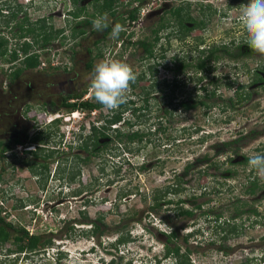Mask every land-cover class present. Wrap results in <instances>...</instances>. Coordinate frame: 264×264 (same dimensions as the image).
Segmentation results:
<instances>
[{
	"label": "rangeland",
	"instance_id": "1",
	"mask_svg": "<svg viewBox=\"0 0 264 264\" xmlns=\"http://www.w3.org/2000/svg\"><path fill=\"white\" fill-rule=\"evenodd\" d=\"M91 1L0 0L5 10L0 11V36L8 40V48L31 42V51L39 52L41 59L59 62L58 67L26 70L10 83L9 74L20 60L8 63L0 58V140L9 142L7 150H11L0 158V216L12 225L15 237L26 230L52 239L39 252L19 253L13 237L0 245V264H171L170 258H164L171 229L179 234L178 244L193 249L191 264H264V180L248 161L242 163L245 157L264 155V88L251 80L264 56L245 43L238 22L247 0H148L136 21L129 14L141 0H122L116 16L103 17L111 27L120 24L123 31L113 39L111 29L98 43L103 30L85 23L89 18L85 15L75 20L70 14L81 5L91 13ZM6 4L15 7L16 17H11ZM179 6L204 19L206 29H183L188 36H182L171 12ZM163 19L171 27L159 32L149 56L139 40L154 41V30ZM22 22L38 35L20 37ZM81 28L85 35L74 37ZM43 31L52 35L45 46L39 35ZM213 43L230 44L231 55L238 56L222 55L213 63L211 76L217 71L216 93L222 98H210L211 107L184 109L177 104L188 96L205 98L201 85L209 77L198 81L200 72L193 67L199 62V49ZM22 54L20 49V58ZM105 56L124 60L136 74L127 108L66 109L61 104L64 94L86 90L82 99H93L92 69ZM182 63L190 66L178 74L173 93L172 68ZM143 72L146 79L139 80ZM208 89L213 90L211 85ZM237 89L250 92V98L225 106L223 101L229 102ZM121 110L124 120L107 123L108 137H102L95 150L81 148L93 125H104ZM115 128L124 135L118 137ZM133 132L140 136L130 140L127 134ZM36 133L45 140L46 144L40 143L43 154L52 153L40 180L27 166L31 157L26 151L39 148L29 141ZM15 137L20 143L14 142ZM188 164L192 166L186 169ZM255 177L256 193H248ZM177 182L182 185L180 193L168 195L174 203L155 207L154 194ZM180 198L186 200V208H194V202L202 207L194 209L192 217H177ZM238 201L244 212L233 218ZM253 208L259 215L250 211ZM99 217L108 226L100 240L89 235L92 224L86 223ZM226 219L238 223L241 234L224 242ZM117 230L129 235L130 241L116 247ZM189 233L193 234L185 242ZM222 244L229 253L219 250Z\"/></svg>",
	"mask_w": 264,
	"mask_h": 264
},
{
	"label": "trees",
	"instance_id": "2",
	"mask_svg": "<svg viewBox=\"0 0 264 264\" xmlns=\"http://www.w3.org/2000/svg\"><path fill=\"white\" fill-rule=\"evenodd\" d=\"M148 0H141V4L139 5V14L140 11L142 9V4L147 3ZM73 2L75 4L79 3L80 0H73ZM122 4L121 0H94V2H92V4H90V6L92 7V12L89 13L87 10V5H81L78 8L77 12H74L75 17H79L80 15H83V13H86V15L89 17L88 19H86L84 22L87 24L92 23V21L94 19H96L97 17H103L106 14H110L111 16H116L118 11H117V7ZM184 7L179 6L176 7L175 9L172 10V12H174L176 14V25L178 27V31L179 33H181L182 36L185 35V33H183V29H187V22L188 21H193L195 22V26L197 27H201L203 28L205 26V22L204 21H196L197 19L193 18L191 15H189L188 13L185 14L184 11ZM18 14V11L14 13V16L16 17ZM185 14V15H184ZM129 18L131 20H136L138 19V10L137 8L133 11L130 12ZM166 20H162L158 26V28H156L154 30L155 33V38L154 41H145V40H139V44H141L142 46L145 47V51L148 53L149 56H153L154 54V45L155 43L160 39V35L159 32L162 31L164 28L169 27V24H166L165 22ZM108 27L103 29V33L102 36L97 40V43L102 41V39H104L106 37V35H108V33L110 32V30L112 29V27L110 26L109 23ZM194 26V27H195ZM19 28H20V33L19 36L20 37H26L29 34H34V36L38 35L35 33L36 29L28 26L26 27L25 23H20L19 24ZM41 29H44V26L41 27ZM181 31V32H180ZM86 30L81 28L78 30L77 33H74V37L78 36H82L85 35ZM39 35H42V46L47 45V43L51 40L52 35L50 33H46V32H40ZM181 37V36H180ZM36 42L38 41L37 38ZM33 47V44H31V42H23L21 45L13 48V49H9L8 48V40L4 37L0 36V58L8 63H13L16 61L20 60V65L15 67L14 70H12L9 74V81L10 83L16 81L24 71L26 70H31L34 68H37L40 66V62H41V56L39 54V52L36 51H31V48ZM20 49L22 50V58L19 57V51ZM214 50H218V47H214ZM213 50V51H214ZM222 53L223 56H226V54L229 53V48L227 45H223L222 46ZM215 55V59H218V55L216 54V52L214 54H212V56ZM187 65L189 64H185L182 63L180 66V69H185L187 67ZM89 66H91V63L89 64ZM206 66V60L204 59H199V62L196 64V68L200 69ZM264 67V66H263ZM158 71V70H156ZM154 73V71H153ZM154 76V74H153ZM255 77L256 80H263V77L259 74V73H255ZM140 79H146V74L145 72H143L140 76H139V80ZM154 81V80H153ZM137 84H133V86H136ZM176 86H178L176 84ZM227 86H231V83H229ZM206 89V88H204ZM86 90H82L81 92H74V93H68V94H64L62 96V102L61 104L68 109L69 111L73 112L77 109H87V110H95V109H102L103 106L101 104H99L98 102L95 101V99H91V100H83L82 98L84 97V95H86ZM216 94V91H213L212 94L210 96H214ZM250 92H243V91H237L236 92V97L235 98H230L229 102H226L225 106L231 105V107H234L236 105V103H239L243 100H246L248 98H250ZM93 96V95H92ZM133 103V101H131ZM199 105L204 104L206 107H209V104L207 101L203 100L200 101L198 103ZM197 102L195 103H185L182 102L180 105L183 106L184 109H191L196 107ZM120 106H125L127 108V106L125 105V103H123ZM229 107V106H228ZM30 108V107H29ZM122 113H124V111H119L117 113H114L111 117L107 118L105 120V124L97 127L95 125L92 126L91 128V134L88 137V139L85 140L84 144L81 145V148L90 151V146L94 147V150L96 149V147L100 144V139L102 137H108V132L107 129L109 126H107L108 124H116L118 122H121L123 119L122 117ZM59 120H56V122H58ZM117 131V136H122L124 135L121 130H119L118 128H115ZM118 129V130H117ZM140 136L139 132H133L130 134H127V137L130 140H134L136 138H138ZM14 142L16 143H20L21 139L19 137H15ZM31 143H36L38 144L39 148L38 150L41 149L40 143H45V140L43 141L42 136H40V134H36L33 137L30 138L29 140ZM238 140H235L234 142H237ZM46 144V143H45ZM225 145H229V142H225ZM9 142H4L3 140H0V150H7L10 146ZM52 155V153H46L45 157H50ZM87 159H85V161H87ZM248 158L245 157L244 161L242 163H247ZM46 169L49 166V163L47 162V164H45ZM190 166H192L191 164H188L186 166V169H188ZM31 169H34V165H31ZM181 180V178H180ZM252 185L249 186V188H247V192L248 193H252L255 194L258 184H257V178L255 177V179L251 182ZM181 187L182 185L180 184V182H177L176 184H172V185H168L166 186V188H164V192L162 194H154V205L155 207H159L161 208L163 205H171L174 203V200L172 198H168L169 194H176V193H180L179 191H181ZM186 202L185 199L180 198L177 200L178 207L176 208V214L177 217H183V218H189L194 216V209L197 208H201L202 204L201 203H197L194 202L195 207L194 208H186L183 206V203ZM244 205V204H243ZM239 204V201L237 203V205L235 206V211H236V216H234L233 218L238 217L239 215H241L244 210H242V206ZM154 207V209H156ZM252 213L259 215V211L257 208H253L252 210H250ZM220 217V215H217L216 218L218 219ZM103 219L101 217H99L98 219L95 220H91V222H86V223H91L92 227L91 230H89V235L96 237L98 240H100L102 238V236H104L107 232H108V226H106V224L102 221ZM0 222L3 223L0 226V245L6 244L8 241L11 240V233L10 231L7 230L6 226L4 225L6 222H4L3 218L0 216ZM85 223V222H84ZM224 232L225 234H223L221 240H223L224 242L233 235H239L241 234V228L240 225L230 219H226L224 221ZM113 231V230H112ZM120 230H117L116 232H118V236L115 239V243L114 245L116 247L120 246L121 244H124L128 241H130V236L129 235H125L124 233H120ZM193 233H189L188 235H186L184 237V241L187 242L188 238L190 235H192ZM178 232L175 229H171L170 232H168L167 234V242L164 244V258H170L172 260L171 264H191V260H190V255L193 252V249L190 248V246L188 245H183V244H178L176 239L178 238ZM15 239L17 240V250L19 253H30V252H39L43 249H45L46 246H50L52 244V239L50 238H44L43 236L37 235V234H29L28 231L23 230V233H20V235H16ZM23 240H27V242L24 244ZM171 243L173 245H171ZM219 250H222L224 253H229V247L226 245H220ZM264 259V254L263 257ZM243 264H250L248 262H244Z\"/></svg>",
	"mask_w": 264,
	"mask_h": 264
},
{
	"label": "clouds",
	"instance_id": "3",
	"mask_svg": "<svg viewBox=\"0 0 264 264\" xmlns=\"http://www.w3.org/2000/svg\"><path fill=\"white\" fill-rule=\"evenodd\" d=\"M106 21L107 17H97L92 21L94 29L102 31L107 28ZM238 22L246 34L245 43L253 53L264 56V0H247L243 3ZM122 31L120 24H114L111 38L118 39ZM214 75L217 76V71ZM135 80L136 74L131 65L122 59L105 56L93 66L89 87L96 102L105 109L116 110L126 102ZM248 165L264 180V155L248 156Z\"/></svg>",
	"mask_w": 264,
	"mask_h": 264
},
{
	"label": "flooded vegetation",
	"instance_id": "4",
	"mask_svg": "<svg viewBox=\"0 0 264 264\" xmlns=\"http://www.w3.org/2000/svg\"><path fill=\"white\" fill-rule=\"evenodd\" d=\"M15 1V0H14ZM26 1H28V0H26ZM92 2H94V0H92L91 1V3L90 4H92ZM121 2H122V0H121ZM89 4V5H90ZM191 4H188V7L190 6ZM5 7H9V10H8V13H10V15H11V17L12 18H14L15 16H14V13L15 12H17V10H15V7L14 6H10L9 4H6L5 5ZM119 7V6H118ZM117 7V8H118ZM137 8V10H138V14H139V4L133 9V10H135ZM176 8V7H175ZM174 8V9H175ZM13 11H12V10ZM185 10V12H186V10H188L186 7L184 8ZM11 10V11H10ZM132 10V11H133ZM173 10V9H172ZM172 10H171V12H172ZM0 11H5V10H3V8H0ZM7 11V10H6ZM10 11V12H9ZM78 11V9L77 10H73V11H71L70 12V14L72 15V17L76 20V19H78V18H80V17H82V16H84L85 15V17H88L86 14H84L83 13V15H80L79 17H75V15H74V12H77ZM173 13V12H172ZM186 13H188L189 15H191L190 14V11H187ZM130 15V14H129ZM192 16V15H191ZM193 18H195V19H197L196 21H198V22H200V21H204L205 22V26L203 27V28H201V27H197V26H195V22H193V21H188L187 22V29H191V28H194V26L195 27H197V28H200V29H202V30H205L206 29V26H207V22L204 20V19H201V18H198V17H194V16H192ZM86 19H88V18H86ZM137 20V19H136ZM136 20H132V21H136ZM169 27H171V26H169ZM132 36V35H131ZM180 36V35H179ZM186 36H188V34H186L185 33V37ZM200 43V42H199ZM198 43V44H199ZM227 46H228V48L230 47L229 45L230 44H226ZM222 46L223 45H216V44H214L213 43V45H210V46H208V48L207 47H201L200 49H199V51H198V53H199V58H198V60L199 59H204V60H206V66L205 67H203V68H200V69H197L195 66L193 67V68H195L197 71H199L200 72V75H201V77L198 79V81L199 80H202L203 81V79L204 80H208L207 78L209 77V82H207L206 84H204V86H202L201 85V87H202V90H203V94H204V96H205V98H201V99H199L198 97H196V96H194L195 98H192L193 97V95H190V96H188V99H186L185 101H180V102H178V106H181V107H183L182 105H180L182 102H185V103H195V102H197V104L200 102V101H203V100H205V101H207L208 102V104H209V107H211L212 106V104L213 103H211L210 101H208V100H210V98H213V99H221L222 98V94H220V95H218L217 93L214 95V96H210L211 94H212V92L213 91H216L217 89H218V87H219V85H218V83L219 82H217L218 80H217V78H216V76L215 75H212L211 76V74H212V67H213V63H216V62H218L221 58H222V55H223V53H222ZM199 47V46H198ZM214 47H218V50H214ZM232 47V46H231ZM214 50V51H213ZM216 52V54L219 56L218 57V59H215V55H213L212 56V54H214ZM226 56H233V55H231V52H230V48H229V53L228 54H226ZM234 58H237L238 56H233ZM232 57V58H233ZM13 63H16V62H13ZM186 64V63H185ZM189 66H190V64L189 65H187V67L185 68V69H180V66L177 68V67H173L172 68V71H173V78H172V80H171V83H172V85L174 86L173 88H172V92L173 93H175V87H176V84L178 85V83H179V79H178V74L179 73H183V72H186L187 71V69L189 68ZM264 64L263 65H260L259 67H258V69L254 72V73H252V83L253 84H257V85H259L260 87L259 88H264ZM259 73L262 77H263V80H256V77H255V73ZM71 81H72V79H69V83H71ZM65 82H68V81H65ZM64 82V83H65ZM209 85H211V87H212V89L213 90H209L208 89V86ZM204 88H206V89H204ZM211 89V88H210ZM236 92L237 91H239L238 89L237 90H235ZM236 92H235V94H234V98L236 97ZM251 94V93H250ZM174 94H173V99H174ZM232 97V98H233ZM231 98V97H230ZM230 98H229V100L228 101H230ZM173 99H171V101H173ZM174 101H175V99H174ZM193 101V102H192ZM225 104H226V102H227V100L226 101H223ZM224 104V105H225ZM199 105V104H198ZM201 106H204V107H206L204 104H201ZM35 114H36V112H35ZM37 134V133H36ZM35 134V135H36ZM31 137H33V136H31ZM31 137H29V140H30V138ZM31 149V148H30ZM32 149H34V148H32ZM8 151H11V150H0V158H3L4 157V155H6L7 154V152ZM42 151H44V150H42V149H40V150H27L26 151V153L28 154V155H30V157H31V159L29 160L30 162H28L27 163V166H28V168H29V170L30 171H32L33 173H38V177H39V180L40 179H42V176H43V173L45 172V170H46V166H45V164H47V158L45 157V153L43 154V152ZM34 165V169L32 170L31 169V165ZM40 175V176H39ZM35 211H36V209H35ZM3 223H1L0 222V226L2 225ZM5 226H6V228H7V230L8 231H10V233H11V239L13 238V237H15V234H13V227H12V225L11 224H9V223H5L4 224ZM13 232H12V231ZM21 233H23V230H21Z\"/></svg>",
	"mask_w": 264,
	"mask_h": 264
},
{
	"label": "built area",
	"instance_id": "5",
	"mask_svg": "<svg viewBox=\"0 0 264 264\" xmlns=\"http://www.w3.org/2000/svg\"><path fill=\"white\" fill-rule=\"evenodd\" d=\"M58 65H59V62L58 61H51V62H49V61H47V60H45V59H41V62H40V68L41 69H49L50 67H58ZM31 114V113H30ZM31 115H34V114H31ZM55 116H53V118H54ZM53 118H50L49 119V121L50 120H52Z\"/></svg>",
	"mask_w": 264,
	"mask_h": 264
}]
</instances>
